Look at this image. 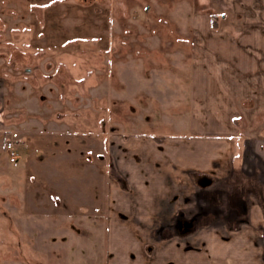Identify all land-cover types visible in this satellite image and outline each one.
<instances>
[{
  "label": "rangeland",
  "instance_id": "rangeland-1",
  "mask_svg": "<svg viewBox=\"0 0 264 264\" xmlns=\"http://www.w3.org/2000/svg\"><path fill=\"white\" fill-rule=\"evenodd\" d=\"M192 5L0 0V79L12 99L3 119L17 124L14 134L0 131V264H102L103 230L73 228L63 218L91 209V195L103 185V160L116 131L130 132L132 116L137 134L178 130L177 109L145 91L133 95L129 83L151 90L157 77L156 89H174L175 80L187 77L179 54L189 59L182 16H190ZM8 140L15 157L2 148ZM85 189L92 191L87 200ZM55 202L60 220L39 207Z\"/></svg>",
  "mask_w": 264,
  "mask_h": 264
},
{
  "label": "crops",
  "instance_id": "crops-1",
  "mask_svg": "<svg viewBox=\"0 0 264 264\" xmlns=\"http://www.w3.org/2000/svg\"><path fill=\"white\" fill-rule=\"evenodd\" d=\"M182 20L187 77L174 89L129 83L177 109L178 130L137 134L132 116L101 159L102 187L80 191L91 209L63 219L103 230L102 264H264V0H193ZM8 95L0 79V131L14 134ZM20 196L10 208L26 214ZM39 207L59 219L57 202Z\"/></svg>",
  "mask_w": 264,
  "mask_h": 264
},
{
  "label": "built area",
  "instance_id": "built-area-1",
  "mask_svg": "<svg viewBox=\"0 0 264 264\" xmlns=\"http://www.w3.org/2000/svg\"><path fill=\"white\" fill-rule=\"evenodd\" d=\"M5 149L8 152L9 156H11V157H15L16 156L15 150H14V145H13L12 142H10V141L6 142Z\"/></svg>",
  "mask_w": 264,
  "mask_h": 264
}]
</instances>
